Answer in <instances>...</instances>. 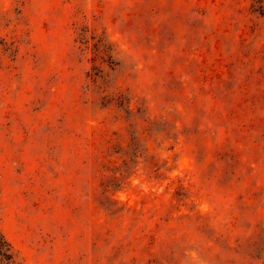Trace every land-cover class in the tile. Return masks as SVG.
<instances>
[{"label":"rangeland","instance_id":"obj_1","mask_svg":"<svg viewBox=\"0 0 264 264\" xmlns=\"http://www.w3.org/2000/svg\"><path fill=\"white\" fill-rule=\"evenodd\" d=\"M0 264H264V0H0Z\"/></svg>","mask_w":264,"mask_h":264}]
</instances>
